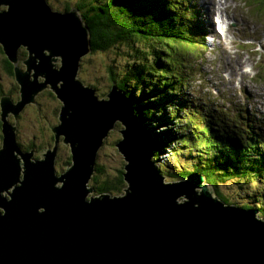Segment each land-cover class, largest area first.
<instances>
[{"label": "water", "instance_id": "obj_1", "mask_svg": "<svg viewBox=\"0 0 264 264\" xmlns=\"http://www.w3.org/2000/svg\"><path fill=\"white\" fill-rule=\"evenodd\" d=\"M1 6L0 46L20 99H0V264H264L257 210L212 197L199 173L168 181L153 168L151 145L124 93L113 84L109 99H100L77 76L91 48L76 8L59 12L46 0H0ZM48 84L62 103L59 123L49 125L54 145L34 158L21 150L7 118ZM116 120L125 125L115 146L127 161L126 186L117 195H92L96 153ZM59 137L71 164L57 173Z\"/></svg>", "mask_w": 264, "mask_h": 264}, {"label": "trees", "instance_id": "obj_2", "mask_svg": "<svg viewBox=\"0 0 264 264\" xmlns=\"http://www.w3.org/2000/svg\"><path fill=\"white\" fill-rule=\"evenodd\" d=\"M189 4L190 0H76L75 8L89 29L91 51L107 53L125 44L130 52L132 64L120 71L114 63L109 78L145 129L153 168L168 181L202 173L222 203L243 210L256 208L232 203L218 185L233 178L247 186L256 183L259 194H250L260 201L258 216L264 220V119L242 103L184 96L196 73L195 63L189 61L193 48L205 45L209 34ZM7 66L13 70L11 62ZM163 158L179 164L169 169ZM123 166L112 178L95 161L93 192L120 194L126 185Z\"/></svg>", "mask_w": 264, "mask_h": 264}, {"label": "rangeland", "instance_id": "obj_3", "mask_svg": "<svg viewBox=\"0 0 264 264\" xmlns=\"http://www.w3.org/2000/svg\"><path fill=\"white\" fill-rule=\"evenodd\" d=\"M46 1L53 10L59 12H65L66 6L71 7L69 10L75 8L76 3V0ZM211 1L217 4L215 8L210 5L211 2L209 0H190L192 5L191 7L190 4L188 5L192 12L199 16V20L205 25V29L214 30L217 36L207 38L204 42L205 45L193 48L195 53L189 58V61H191V64L195 63L193 66L196 73L193 78L194 82L190 83V90L184 96L190 99L195 97L201 100L212 99L221 104H227L228 100L238 104L242 103L252 108L264 119V0ZM5 8V6H1L0 10ZM224 14L227 17V21H229L228 29L225 34H218L214 28L213 17L211 16L215 15L214 17L218 18V15H221L223 18L225 17ZM226 45H229V47L224 48ZM18 54L20 56L19 66L25 69L26 67L21 60L27 57L26 49L24 47L19 48ZM129 54L130 52L125 44H119V46L109 50L107 53L90 50L89 53L80 57L81 63L77 76L85 85L96 89L98 98L108 100L109 97L106 94L113 85L109 78L108 69L114 63L120 71L127 67L128 64H132ZM6 59V55L0 51V99L6 95L10 96L13 101H17L20 99L19 83L6 67ZM244 66L245 72L242 70ZM44 90L36 95L34 99L36 104L27 103L25 105L19 112L20 116L16 121H14L13 114L8 117L12 123L17 125L18 140L23 148L33 144L36 146L43 144L42 146H44L45 140L46 143L51 142L52 138L50 139L49 136V132L53 135L51 127H55L59 123L58 114L62 103L58 99L55 100V93V98L48 93L50 91L49 84ZM149 126H152L154 131L158 130L156 124L151 123ZM123 128H125V125L120 120H116L114 128L109 131L104 139L105 141L96 153L97 163L102 164L105 169V175L109 174L107 176L112 178L116 176V170L121 169L122 165L125 166L127 163L118 151V147L115 146V141L123 137L118 130ZM1 144L0 122V147ZM177 155L179 156V154ZM57 158V169L63 172L66 166L71 164V151L68 144H60ZM175 158L177 159V157H174L171 160ZM164 160L165 163L168 162L167 166L170 167L169 169L179 164L171 165L175 161L169 162L166 158H163L162 161ZM186 162L190 164V161ZM124 173H126V170ZM234 180L233 178V180L222 181L218 185V190L227 196L232 203L239 205L247 202L256 208L254 210H257L256 205L260 201L250 194V192L255 194L254 196L259 194L254 191L258 190L256 183L247 186ZM257 185L261 184L257 183ZM88 186H93V182H90ZM211 187L213 190L211 196L215 197L214 188L213 186ZM94 194L95 192L92 193V195ZM231 206L240 208V205ZM259 206H262L261 203ZM258 212L257 210V215Z\"/></svg>", "mask_w": 264, "mask_h": 264}, {"label": "flooded vegetation", "instance_id": "obj_4", "mask_svg": "<svg viewBox=\"0 0 264 264\" xmlns=\"http://www.w3.org/2000/svg\"><path fill=\"white\" fill-rule=\"evenodd\" d=\"M20 58V56H19V54H18V59ZM24 60V59H23ZM23 60H21V62H23ZM5 62H8V61H6L5 60ZM19 62H20V60H19ZM19 64V63H18ZM8 65V64H7ZM20 65V64H19ZM7 68H8V70L10 71V69H11V73L13 74V70H12V68H10L9 66H7ZM21 69H23L22 67H21ZM14 75V74H13ZM45 91V90H44ZM43 92V91H42ZM50 94L52 95V93H51V91H50ZM19 95H20V88H19ZM10 97V96H9ZM52 97L53 98H55L53 95H52ZM12 99V98H11ZM13 100V99H12ZM55 100H57V99H55ZM13 102H16V101H13ZM34 103V102H33ZM10 116V115H9ZM8 116V117H9ZM19 114L16 116V118L14 117V121H16L17 120V118H19ZM8 120H9V118H7ZM0 120H1V117H0ZM10 121V120H9ZM1 122V121H0ZM11 122V121H10ZM12 123V122H11ZM12 124H14V123H12ZM15 126H16V134H17V125L16 124H14ZM50 131H51V129H50ZM2 133V132H1ZM49 136H50V139L52 138V141L51 142H48V143H46V140L44 141V146H42L43 144H41V145H39V146H36V145H30V146H27L26 148H23L22 147V145H21V143L19 142V140H18V136H17V142H18V144H19V146H20V148H21V150L22 151H24V152H33V157L34 158H40L41 157V152L42 151H44L45 149H47V148H49V147H52L53 145H54V136L51 134V132H49ZM62 137H59V139H58V144H57V151H56V158H55V167H56V171H57V173H60L61 172V170H58L57 169V164H58V158H57V153H58V150H59V148H60V144L62 143Z\"/></svg>", "mask_w": 264, "mask_h": 264}, {"label": "bare ground", "instance_id": "obj_5", "mask_svg": "<svg viewBox=\"0 0 264 264\" xmlns=\"http://www.w3.org/2000/svg\"><path fill=\"white\" fill-rule=\"evenodd\" d=\"M209 1L211 2L210 5H211L212 7L215 8V6H216L217 4H216V3H213L211 0H209ZM224 6H225V5H224ZM220 9H221V8H220ZM219 28H220V27H219ZM220 29L222 30V28H220ZM20 48H21V47H20ZM243 70H244V72H245L246 69H243ZM139 126H140V125H139ZM140 127H141V126H140ZM141 128H142V127H141ZM142 129H143V128H142ZM120 139H122V138H120ZM99 149H100V147H99ZM99 149H98V150H99ZM118 151H119V150H118ZM121 155H122V154H121ZM122 157L124 158L123 155H122ZM124 160H125V159H124ZM125 161H126V160H125ZM126 162H127V161H126ZM89 182H90V181H89ZM195 188H196V187H195ZM121 193H122V192H121ZM182 199H183V198H182ZM182 199H181V197L178 198L179 201L182 200ZM219 202H220V201H219ZM220 203H221V202H220Z\"/></svg>", "mask_w": 264, "mask_h": 264}]
</instances>
